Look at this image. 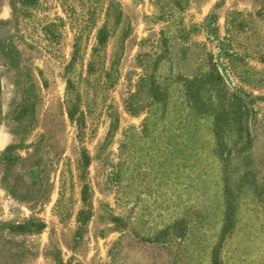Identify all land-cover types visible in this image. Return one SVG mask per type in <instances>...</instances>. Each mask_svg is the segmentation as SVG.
<instances>
[{"label": "rangeland", "instance_id": "obj_1", "mask_svg": "<svg viewBox=\"0 0 264 264\" xmlns=\"http://www.w3.org/2000/svg\"><path fill=\"white\" fill-rule=\"evenodd\" d=\"M228 203L264 264V0H0V264H212Z\"/></svg>", "mask_w": 264, "mask_h": 264}, {"label": "trees", "instance_id": "obj_2", "mask_svg": "<svg viewBox=\"0 0 264 264\" xmlns=\"http://www.w3.org/2000/svg\"><path fill=\"white\" fill-rule=\"evenodd\" d=\"M37 0H22V4L25 6H30L36 4ZM220 77L217 76L216 79H219ZM215 84V78L212 75H203L197 78H194L190 81H185V88L187 95L190 100H193L194 103H200L195 104L197 106V110H203L204 112H213L215 117V123H214V134L217 139V143L220 146L219 154L221 158H224V156L227 155V153L224 151L226 148L225 142L223 140V135L225 133V125L227 123H232L235 127V130L238 131L242 136L247 138V142L250 141L249 139V132L247 125L244 124V120L246 121V118L248 116L249 110L248 106H245L244 102L239 98L237 100H233L232 103H235L234 111L231 112V117L229 118L227 114L224 113L223 110H217V108L212 107V109H208L205 107L206 105L201 104L200 101V95L202 92H204L205 89H210ZM153 98L157 101H161L162 97L158 90L156 88L153 89ZM243 104H242V103ZM240 105H236V104ZM234 210L230 203L227 204L226 208V216H225V222L221 230L220 238L218 240V243L214 247L212 251V264H221L220 260V251L222 248L223 242L227 239L229 234L231 233L233 226H234ZM172 229V228H171ZM174 229V227H173ZM181 231V229H179ZM172 235L170 233V228L163 231L159 236L155 237L153 239V242L155 243H161L162 240L165 237H168ZM178 240L183 239V235L180 233L177 236Z\"/></svg>", "mask_w": 264, "mask_h": 264}]
</instances>
